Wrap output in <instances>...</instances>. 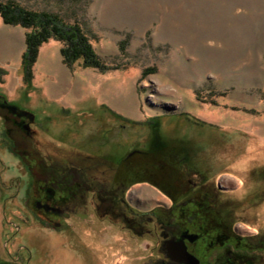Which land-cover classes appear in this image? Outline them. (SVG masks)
<instances>
[{
	"label": "rangeland",
	"instance_id": "1",
	"mask_svg": "<svg viewBox=\"0 0 264 264\" xmlns=\"http://www.w3.org/2000/svg\"><path fill=\"white\" fill-rule=\"evenodd\" d=\"M14 1L79 23L108 68L68 67L65 75L49 58L61 46L51 39L41 46L49 56L37 58L27 81L22 58L28 29L0 16V59H14L10 53L24 48L20 71L14 63L0 66V95L32 111L44 136L118 161L132 147L159 158L169 154L168 168L148 164L139 173L149 169L145 178L166 183L171 177L185 189L187 183L176 180L184 159L190 176L197 171L195 179L203 177L207 189L229 191L216 209L235 220L237 233H264V0ZM49 78L61 91L55 97L44 88ZM23 134H15L18 146L31 152ZM2 139L0 264H147L151 242L134 241L109 219L78 226L74 235L32 225L21 211L27 172ZM154 141L161 144L155 152ZM149 184L129 194L153 200L156 188ZM204 209L189 205L174 217L202 221Z\"/></svg>",
	"mask_w": 264,
	"mask_h": 264
},
{
	"label": "flooded vegetation",
	"instance_id": "2",
	"mask_svg": "<svg viewBox=\"0 0 264 264\" xmlns=\"http://www.w3.org/2000/svg\"><path fill=\"white\" fill-rule=\"evenodd\" d=\"M35 121L32 111L0 95V137L6 142L3 148L16 155L22 171L27 172L21 211L33 218L32 225L74 235L78 226L109 219L127 230L134 241L151 242L147 264H196L195 259L178 253L174 245L180 240L198 264H264V233H237L232 218L223 217L216 209L223 205L222 197L229 191L219 185L207 189V182H201L203 177L200 182L195 179L197 171L192 173L195 177L190 176L191 169L184 159H179L180 177L176 180L187 183L185 189L180 188L181 184H172L171 177L166 178V183L160 178H145L152 175L149 169L144 171L146 176L139 173L148 164L152 169L161 165L168 168L169 154L161 158L153 153L145 156L148 149L132 147L118 161L110 155L62 146L44 136ZM15 134L28 139L31 152L18 146ZM141 183H150L158 190L153 189L157 193L153 200L129 194ZM159 195L167 201L158 199ZM189 205L205 208L202 221L182 217L176 220L175 210Z\"/></svg>",
	"mask_w": 264,
	"mask_h": 264
},
{
	"label": "trees",
	"instance_id": "3",
	"mask_svg": "<svg viewBox=\"0 0 264 264\" xmlns=\"http://www.w3.org/2000/svg\"><path fill=\"white\" fill-rule=\"evenodd\" d=\"M0 16L6 24L21 25L28 29L26 49L22 58L25 80L29 81L32 78V69L37 61L40 48L51 39L61 43L62 59L70 69L81 67L94 68L99 71L108 70L96 52L89 35L79 23H65L57 13L29 9L14 0L0 1ZM3 74L5 70L0 67V81ZM160 146L158 141H154V152L161 149ZM148 152L143 154L150 155ZM162 167L161 165L159 168Z\"/></svg>",
	"mask_w": 264,
	"mask_h": 264
},
{
	"label": "crops",
	"instance_id": "4",
	"mask_svg": "<svg viewBox=\"0 0 264 264\" xmlns=\"http://www.w3.org/2000/svg\"><path fill=\"white\" fill-rule=\"evenodd\" d=\"M45 48L46 47H44V48L41 47V50L39 52V57H38V61L37 62H40V59H46L49 56L48 50L47 49L45 50ZM60 48H61V46L59 45V48L56 50V54L53 55V56L50 55L49 58H50V60L51 59H57L55 61L58 64L57 65V68L63 70V73L66 75V72L67 71L70 72V69L62 61V55H61ZM23 50H24V48H22V51H21L20 55L19 54H16L14 51L12 53H10L11 54V57H14V59H2L1 58L0 59V66L7 67L8 63L10 62V63L17 64L16 70L20 71L21 70V56H22ZM5 57H8V56H5ZM47 69H48V74L47 75H49L51 73H52L51 76L55 75V70L53 68H47ZM49 69H50V71H49ZM55 86H56V88H55ZM44 88L46 89L47 94L50 97H55V96H57L61 92L60 91V88H57V85L53 84L50 78L45 82ZM65 91H67L66 89H64L63 92L64 93H67ZM76 94H80V93L79 92H76Z\"/></svg>",
	"mask_w": 264,
	"mask_h": 264
},
{
	"label": "water",
	"instance_id": "5",
	"mask_svg": "<svg viewBox=\"0 0 264 264\" xmlns=\"http://www.w3.org/2000/svg\"><path fill=\"white\" fill-rule=\"evenodd\" d=\"M189 236L191 237L192 234H189ZM174 247L176 249H179L180 252H178L179 254H181V256H183L186 259H195L196 264H198V259L195 258L192 254L190 255V253L187 251L186 245L184 244L183 240H180L178 243H175Z\"/></svg>",
	"mask_w": 264,
	"mask_h": 264
}]
</instances>
